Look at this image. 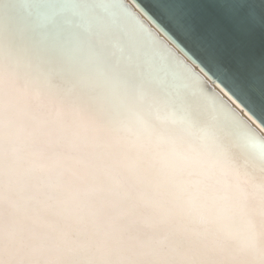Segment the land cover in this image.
<instances>
[{
  "label": "bare ground",
  "instance_id": "1",
  "mask_svg": "<svg viewBox=\"0 0 264 264\" xmlns=\"http://www.w3.org/2000/svg\"><path fill=\"white\" fill-rule=\"evenodd\" d=\"M123 1L0 0V264H264V101L177 14L227 23Z\"/></svg>",
  "mask_w": 264,
  "mask_h": 264
},
{
  "label": "water",
  "instance_id": "2",
  "mask_svg": "<svg viewBox=\"0 0 264 264\" xmlns=\"http://www.w3.org/2000/svg\"><path fill=\"white\" fill-rule=\"evenodd\" d=\"M119 1L122 4H124V6H126V7L128 6L123 0H119ZM193 2L197 3L199 11L207 10V12H211L213 7H214V9H217L214 12L216 14H219L220 17H222V19L227 23V27L225 26V28H224V29H227V33L225 32V30L222 27L219 26L217 21L214 20L215 18L214 19L212 18V16H213L212 13H208L209 14L208 17L211 18V20L215 21V23H216L215 26L218 25L217 27L221 29L222 34H223L221 40L218 41L211 34H209V37H208L207 36L208 33L204 34V36H205L204 37L203 33L200 32L199 27L194 24L195 22H193V21L190 22L191 20H188L186 18V16H185V18L179 16V14H177V16L180 17L184 22H186L188 24V26L190 25L193 28L194 32L197 33L196 35L198 36L201 43L205 47H206V45L208 46V43L206 45L204 44L205 39H206V42H209V40H211L213 43L215 52L218 54H222V56L220 58L223 62L222 61H219V62H222L223 66H227L228 70L230 68L231 70L234 71V73L236 71H239V72H241V74L243 76H245V77L247 76L249 79L248 82H249L250 86L252 87V89L254 91H256L258 93L259 98L262 99V101H264V88L258 85V83L261 82V79H260V76L255 75L256 73L258 74V72L255 71L256 68L253 71V70L245 67L243 62L235 57L236 55L233 53L234 48L232 47V45H230L231 43L234 44L235 42L240 44L241 46H244L245 44L247 45L249 38H248V36L245 37L244 34L246 32H248L247 31L248 29L253 31V33L257 37H259V39L264 43V0H184L185 6H187L189 8V9H187L184 6L185 10L188 11L193 16H200L201 14L199 13L198 10H197L198 11V13H197V11L195 10L196 7L194 6ZM223 6L224 7L227 6V13H225V11H223V10L222 11L220 10V9H223ZM132 15L137 16L135 12ZM200 18H201L202 22H205L204 21L205 18L202 19L201 16H200ZM151 24H153V23L151 22ZM158 31L160 33H163L159 29H158ZM213 32H215V30ZM216 33H218L217 31L214 34L216 36H218V34H216ZM164 36L168 39V41L171 40L170 38H168V36H166V35H164ZM224 37L227 38L225 41H224ZM230 40H233V41H230ZM161 42H163V41H161ZM172 43H173V41H172ZM163 44L165 46H167L164 42H163ZM173 44H175V43H173ZM167 48H169V47L167 46ZM176 48H179V47L176 45ZM248 48L250 49V47H248ZM180 51H182V50L180 49ZM188 68H190V67H188ZM256 79H258L260 81L257 82ZM202 82L204 83V85L206 86V88L208 89V92H210V94L217 96L215 91L206 83V81L202 80Z\"/></svg>",
  "mask_w": 264,
  "mask_h": 264
},
{
  "label": "clouds",
  "instance_id": "3",
  "mask_svg": "<svg viewBox=\"0 0 264 264\" xmlns=\"http://www.w3.org/2000/svg\"><path fill=\"white\" fill-rule=\"evenodd\" d=\"M145 19H147L145 17ZM155 27V25H153ZM161 36L163 37V33H161ZM165 39H167L165 37ZM170 45H172L173 48H176V45L172 43L171 40L168 41ZM177 51L180 53L181 56L184 57V59L187 61V63L191 66V68L194 70L195 73L199 74L203 77V79L207 82V84L213 88L217 93L220 94V96L223 98L224 101L228 102L232 105V107L236 108V110L243 116L247 117V113L238 105L236 104L227 94L225 90H223L222 86L219 85L217 81H215L213 78L210 77V75L205 74L204 71H202L201 66L198 63H195L192 59H190L188 56H186L182 51H180L179 48H177Z\"/></svg>",
  "mask_w": 264,
  "mask_h": 264
}]
</instances>
